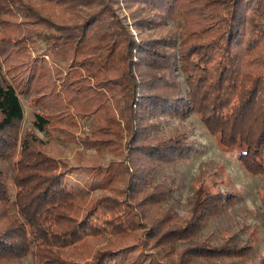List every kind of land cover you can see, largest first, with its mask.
I'll return each mask as SVG.
<instances>
[{"label":"trees","instance_id":"obj_1","mask_svg":"<svg viewBox=\"0 0 264 264\" xmlns=\"http://www.w3.org/2000/svg\"><path fill=\"white\" fill-rule=\"evenodd\" d=\"M123 1L164 7L180 19L179 41L144 36L145 25L162 26L164 18L154 24L133 11L135 36L105 0L79 21L21 33L10 23L16 0H0V161L11 158L13 187L0 168V264H23L28 255L32 264H237L250 249L234 236L217 245L194 239L231 194L198 188L183 220L164 207L173 186L157 182L156 169L186 159L195 145L158 132L157 117L194 113L248 172L263 169L264 0ZM19 5L25 18L36 13ZM34 33L65 72L30 55ZM20 94L39 108V130L91 119L82 144L111 157L92 166L97 194L69 187L68 162L48 154L33 132L20 133Z\"/></svg>","mask_w":264,"mask_h":264},{"label":"rangeland","instance_id":"obj_2","mask_svg":"<svg viewBox=\"0 0 264 264\" xmlns=\"http://www.w3.org/2000/svg\"><path fill=\"white\" fill-rule=\"evenodd\" d=\"M11 1L14 2V0ZM105 1L111 4L119 18L128 25L135 36L138 35V31L132 23L133 11L138 12L145 19L151 18L154 24H161L159 20L161 17L164 18L162 26L145 25L144 36L156 38L165 34L169 39L179 41L180 19L175 20L169 17L164 7L154 9L147 6L142 9L136 4L127 5L123 0ZM98 2L100 0H83L84 4L80 1L71 5L70 0H16L17 5L14 3L10 9V23L12 27L17 25L13 27L17 32L36 30L41 34L50 31L48 25L52 22L59 24L79 21L81 15H86L90 9L97 7ZM19 4H27L36 13L23 17L25 13ZM35 18L36 21L32 22L31 20ZM30 40L28 51L31 56H43L49 65H57L63 68L64 72L66 71L65 65L59 60L54 61L53 54L43 39L34 33ZM1 70L5 72L3 68ZM175 78L181 85L183 84V73H178ZM55 81L56 87H59L58 80ZM31 97L32 95H19L24 112L20 123V133L33 132L42 140L41 147L48 154L68 162L70 172L65 179L69 187L88 191L91 195L97 194L99 192L98 178L94 175L92 166L106 165L111 157L109 154L99 155L93 148H86L82 144L91 119L79 120L76 127L68 122L58 121L50 124L45 130H39L33 123L39 108H34L31 104ZM157 119L159 120L158 132L166 135L184 134L195 145V150L186 159L174 164L161 165L156 169L155 180L173 186V192L164 203V207L171 206L175 211L176 219L183 220L191 214L193 195L198 188L207 189L212 193L231 194L233 200L223 205L219 213L210 216L194 239H206L210 244L217 245L223 238L234 236L238 243L250 247L246 255L234 259L237 264H257L264 260V165L260 172H248L238 160L235 150L221 146L216 136L203 126L194 113L183 117L158 114ZM262 161L264 164V150ZM11 165V158L0 161V168L6 174L9 189L13 192L9 178ZM91 241L93 249H96L104 243V238H93ZM132 243V239H129V244ZM185 245L186 243H180L178 246ZM23 264H32L30 255L23 259Z\"/></svg>","mask_w":264,"mask_h":264}]
</instances>
